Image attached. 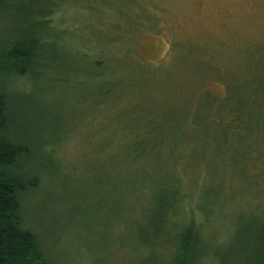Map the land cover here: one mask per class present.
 <instances>
[{"label":"rangeland","instance_id":"374dc122","mask_svg":"<svg viewBox=\"0 0 264 264\" xmlns=\"http://www.w3.org/2000/svg\"><path fill=\"white\" fill-rule=\"evenodd\" d=\"M62 3L66 9L52 17L59 43L11 96L19 100V140L35 153L42 177L24 201L26 225L48 257L56 264L169 262L174 250L167 233L156 232L159 212L146 189L159 179L158 165H177L189 198L170 223L199 227L204 252L216 259L204 264H253L264 223V104L236 105L242 138L201 131L211 111L208 102L197 104L202 92L227 101L228 79L255 70L264 0ZM134 13L149 28L134 25ZM96 59L107 61L98 68ZM219 109L211 125L240 132L232 107L217 117ZM185 110L197 111L199 131L181 129L193 116Z\"/></svg>","mask_w":264,"mask_h":264},{"label":"trees","instance_id":"16d2710c","mask_svg":"<svg viewBox=\"0 0 264 264\" xmlns=\"http://www.w3.org/2000/svg\"><path fill=\"white\" fill-rule=\"evenodd\" d=\"M48 4L36 6L34 0H0V264H56L46 254L40 236L26 225L23 204L29 195L39 190L42 177L41 171L34 164L35 153L19 140L20 130L16 121L19 118L16 110L19 100H12L11 97L13 90L20 86L22 80L32 74L35 66H39L42 53L51 48V45L59 43L55 38L57 32L62 31L55 27L52 17L66 9L64 7H67V4H63L62 0H51ZM134 15L135 19L137 18L133 22L134 25L139 23V26L149 28L148 22L145 23L138 15L135 13ZM6 23L8 27L5 26ZM261 48L250 61L254 63L255 70L250 73L248 79H243V76L228 79L230 83L227 101L222 100L225 102L218 103L219 100L212 94L208 92L200 94L197 107L200 109L208 102L211 111L208 118L203 116L206 117L208 124L201 131L208 134L225 131L232 137L240 138L245 135L239 122L240 113L236 105L258 107L264 104V53L260 52H264V46ZM105 61L107 59L104 61L96 59V67H103ZM218 106L220 109L217 110V117L220 114L225 116L227 108L231 110L232 107L240 132L232 131L227 124L217 128L211 125L212 110ZM251 110L255 112L254 109ZM185 111L188 114L193 113V116L183 119L181 129L199 131L197 111ZM148 127L147 123L144 126L145 132ZM53 155L54 152H48L45 162L52 163ZM158 166L161 175L156 181L150 180L146 190L151 200L155 199L156 211L159 212L156 232L167 233L169 241L165 244H171L174 250L171 260L163 264H204L205 259L210 257L216 261L213 255L204 252L202 232L194 222L178 226L175 225L177 221L170 223V219L180 217L183 204L176 207L177 203L189 198L185 192L184 176L181 175L183 167ZM148 168L159 170L156 165H145L144 169ZM137 194L142 195L140 192ZM256 240L258 243L252 253L254 257L252 262L264 264V223L256 234Z\"/></svg>","mask_w":264,"mask_h":264}]
</instances>
